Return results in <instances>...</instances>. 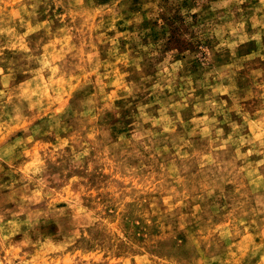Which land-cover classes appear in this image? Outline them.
I'll use <instances>...</instances> for the list:
<instances>
[{"label":"rangeland","instance_id":"374dc122","mask_svg":"<svg viewBox=\"0 0 264 264\" xmlns=\"http://www.w3.org/2000/svg\"><path fill=\"white\" fill-rule=\"evenodd\" d=\"M0 264H264V0H0Z\"/></svg>","mask_w":264,"mask_h":264},{"label":"clouds","instance_id":"9594fccd","mask_svg":"<svg viewBox=\"0 0 264 264\" xmlns=\"http://www.w3.org/2000/svg\"><path fill=\"white\" fill-rule=\"evenodd\" d=\"M241 2H243V0H241Z\"/></svg>","mask_w":264,"mask_h":264}]
</instances>
